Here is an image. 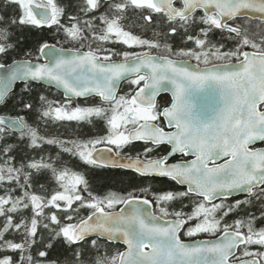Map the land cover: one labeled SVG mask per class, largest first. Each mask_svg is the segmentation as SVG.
I'll return each mask as SVG.
<instances>
[{
    "label": "snow or ice",
    "instance_id": "6c2138e0",
    "mask_svg": "<svg viewBox=\"0 0 264 264\" xmlns=\"http://www.w3.org/2000/svg\"><path fill=\"white\" fill-rule=\"evenodd\" d=\"M9 6L14 14H0V56L15 48L14 27H55L80 47L40 62L52 48L45 42L36 62L0 63V103L15 82L25 85L18 114L0 115V264H264V148L255 147L264 143V0H80L67 24L61 23L66 9L57 0H4ZM129 10L140 14L150 38L125 29ZM176 37L194 47L174 50L170 41ZM108 44L148 50L116 51ZM153 49L168 55L153 56ZM171 56L205 67L198 63L192 70ZM125 80L129 91L119 94ZM32 82L62 89L65 99H33ZM210 85L220 104L209 118L196 110L195 94ZM169 91L171 104L161 109L157 97ZM93 96L98 103L73 105ZM29 113L45 124L98 120L106 132L75 140L46 137L28 122ZM15 133L17 142L27 139L34 151L56 145L92 169L166 177L186 190L153 192L151 199L135 190L98 195L83 173L63 165L59 153L25 157L17 166V144L8 142ZM135 142L145 145L142 151H124ZM162 145L168 152L153 158ZM177 155L194 159L169 163ZM42 174L55 187L39 183ZM240 193L244 199L225 203ZM185 200L190 212L184 211ZM117 205L125 208L116 211ZM230 214L236 218L229 223ZM191 221L196 222L184 235L211 234L216 242H184L181 232ZM61 242L70 256L53 258L51 250ZM118 242L127 250L107 255V245Z\"/></svg>",
    "mask_w": 264,
    "mask_h": 264
},
{
    "label": "flooded vegetation",
    "instance_id": "af4514ba",
    "mask_svg": "<svg viewBox=\"0 0 264 264\" xmlns=\"http://www.w3.org/2000/svg\"><path fill=\"white\" fill-rule=\"evenodd\" d=\"M57 2L64 6L66 9V15L65 17H62L61 23L67 24V15L68 14H75L77 11L76 5L80 2V0H57ZM68 5V6H67ZM100 11H104L103 8L100 9ZM18 14V13H17ZM99 13H97L98 15ZM143 20L140 16V14L136 10H129L126 15V19L123 21L124 27L126 30L131 31L135 35H140L142 38H150L152 36L151 30H145L143 25ZM255 23V22H254ZM32 28V27H30ZM38 31L40 30H48L49 31V37L47 39H43L35 47L34 50V59L38 55L37 49L40 44L42 43H48L52 46V49H55L57 51H60L61 49L69 50L64 52H53L56 55L60 56H67L70 55V50L79 48L80 45L74 42H71L69 40H66L64 38V35L62 32H57L55 27L52 29L43 28V29H37L33 28ZM213 40L219 39V33L217 32L215 35L212 36ZM173 49L177 50L180 48H192L194 47L192 42H188L187 44L183 43L179 37L174 38L172 41ZM95 46V45H94ZM231 45H229L230 47ZM107 47L114 48L116 51L121 50H130V51H147L148 49H140V48H134V49H126V46H120V45H112L108 44ZM87 48L82 49V51H86ZM251 51V49H246ZM151 55L153 56H165L168 55L163 50H151ZM170 58L175 60H185L187 61V66L192 69L196 70L197 64L199 63L200 68H204L205 65L202 62H197L195 59L189 58V57H182V56H171ZM24 59V58H23ZM52 59V55L46 54L45 57L43 55L40 56V62H48ZM114 60H120L121 57H113ZM235 63V60L232 61ZM9 63V62H8ZM213 63H223V61H213ZM19 90L24 92L25 85L20 84ZM29 88L33 87L35 91L36 98L40 94H44L48 96L50 99L53 100H63L65 99L63 96V91H59L56 88L47 87L41 84H34L30 83L28 85ZM129 91V85L128 81H122L119 85L118 92L119 94H125ZM189 93L191 94V90H189ZM171 92L167 93H161L157 97V102L161 109L164 106H170L171 104ZM195 100L197 105V111L201 112L206 117H211L214 114V110L219 106V93L218 90L215 89L214 85H210L205 90H202L201 92L195 94ZM99 102V97H88L85 98H77L74 100L73 105H80V106H90L94 103ZM2 115V114H0ZM26 119L28 120V117L26 116ZM28 122L32 124L33 127H37L38 131L41 135H44L46 137H55L59 138L61 140H75V139H85L91 136L104 134L106 132V128L102 121H94L93 124H87V123H77L75 121L72 122H48L47 124L43 122H37L36 121V114L33 113V123H31L29 120ZM161 126H164L166 130H173L168 129L165 125L164 121H160ZM27 139L23 140L26 141ZM144 144L142 142H135L133 145L125 148V152L135 155L137 152H140L144 148ZM150 146V145H149ZM255 147L258 148H264V143H257ZM169 150V146L162 145L159 148H157L151 156L153 158L165 155ZM59 153L61 161L63 162V165L71 168L75 171H78L80 173H83L86 178L89 180V182L92 185L93 191L98 195H104L108 191H116L118 193L124 194L127 192L134 191L137 195L141 196L143 198L144 196H147L149 199L152 198V193H161L167 190H174V191H184L186 190V186L178 185L175 182L169 180L166 177H140L134 174L133 172H123L121 170H115V169H92L87 165H84L77 157H73L70 154L63 153L56 145H47L45 144L41 150H36V158H39V156L44 155L46 157L50 156L55 158L57 154ZM194 159L192 156L188 157H182L180 155H177L173 158L169 159V163H176L184 160H191ZM218 163H222L223 160L217 161ZM107 174V176H105ZM109 175V176H108ZM125 178V179H124ZM104 180H108V183H105ZM96 181L99 183L102 181L103 185L101 184L100 187L96 185ZM39 183L46 184V186L52 188L55 187L54 181H51L47 174H42L39 177ZM142 188H148L149 192L144 193L140 191ZM37 191H39V188H36ZM245 195L243 193L240 194H234L232 199L225 201V203H232L235 199H244ZM215 203L221 202L220 200L214 201ZM184 205H187V207L184 208L185 212H190L192 210L191 204L188 200L184 201ZM124 205H117L116 211H119L121 208H123ZM175 208H180L181 205L179 203H176L173 205ZM152 211L156 212L157 215H159L158 210L156 209L155 204L152 205L151 208ZM253 211H255L253 209ZM82 215H87V210H82ZM235 217V214H230L226 220L230 223ZM196 221L189 222V225L185 226V229L181 232V239L186 243H199V242H205V241H215L216 237L211 234L206 233H200L195 237H188L184 235V231L188 226H192L195 224ZM108 251L107 255L111 256L118 252H123L125 250V247L120 244H108ZM147 250V249H146ZM105 254V252H104ZM103 255V254H102Z\"/></svg>",
    "mask_w": 264,
    "mask_h": 264
},
{
    "label": "trees",
    "instance_id": "16d2710c",
    "mask_svg": "<svg viewBox=\"0 0 264 264\" xmlns=\"http://www.w3.org/2000/svg\"><path fill=\"white\" fill-rule=\"evenodd\" d=\"M68 6V5H67ZM14 9L11 8V6H9L7 9H5L4 7V0H0V14H4L5 16H9L14 14ZM12 35L10 37V42L15 44V48L13 50H10L7 56H0V63H8L14 59H28V60H33L34 59V50L36 45L38 44V42H40L43 39H47L49 37V31L47 30H36L30 27H14L11 29ZM31 91L28 94L29 96H31L33 99L36 98L35 95V89L33 87L30 88ZM24 95V92H22L21 90H19V86H16V88L14 89V91L8 96V98L2 103V105L0 106V114L2 115H6V116H15L18 114V109L16 107L17 105V101L18 99ZM28 120L33 123V113H29L27 114ZM18 135L13 134L12 137L9 138V141H11L10 143H16L17 147L19 149V153H24V151L26 150L27 144H28V140L26 141H21V142H17L16 137ZM36 155V150L34 153V156ZM17 166L19 165V163H17V161H14ZM105 176H107V174H105ZM109 176V175H108ZM125 179V178H124ZM105 183H108V180H104ZM96 185H98V187L101 186V184L103 185L102 181L101 182H97L95 183ZM38 188V186H37ZM3 194V190L0 189V195ZM17 195H19V191H17L16 193ZM12 238V237H9ZM17 241H19V237H16ZM109 246L107 245V249L106 252L108 251ZM35 251V249H34ZM101 255L104 254V250L101 251L100 253ZM65 255L70 256V252H68V250L65 248V246L63 245V243H59L56 245V247L51 250V256L53 258L60 256L61 258H63Z\"/></svg>",
    "mask_w": 264,
    "mask_h": 264
},
{
    "label": "water",
    "instance_id": "95a60500",
    "mask_svg": "<svg viewBox=\"0 0 264 264\" xmlns=\"http://www.w3.org/2000/svg\"><path fill=\"white\" fill-rule=\"evenodd\" d=\"M60 52V51H57V50H55V49H52V50H50V49H46L45 50V52H44V54H43V57H45V55L46 54H50V53H53V52ZM23 62V61H30V60H28V59H16V60H13V61H11V62H9V63H6L5 65H9V64H13V62ZM33 62V61H32ZM4 70H0V72H3ZM32 83H34V84H41V85H44V86H47V87H50V86H48L47 85V83L46 82H32ZM19 84H24L22 81H17V82H15L14 84H13V86H12V89H11V91H10V93H12L13 91H14V88L16 87V85H19ZM53 88V87H52ZM54 88H56V87H54ZM57 89V88H56ZM57 90H59V91H63L62 89H57ZM9 93V94H10ZM2 103H0V105H1ZM123 208H125V206L123 207ZM205 242H209V243H214V242H216V240L215 241H205ZM202 243H204V242H199V243H197V244H202ZM114 244H120V245H122V246H124L125 247V251L127 250V247H126V245H124V244H122V243H114Z\"/></svg>",
    "mask_w": 264,
    "mask_h": 264
},
{
    "label": "rangeland",
    "instance_id": "374dc122",
    "mask_svg": "<svg viewBox=\"0 0 264 264\" xmlns=\"http://www.w3.org/2000/svg\"><path fill=\"white\" fill-rule=\"evenodd\" d=\"M8 142L10 143L11 141L8 140ZM34 153L35 151L30 148H26L24 153H21V152L19 153V149L16 148L13 152V155H15L17 163H20L22 158H25V157L31 158L32 156H34Z\"/></svg>",
    "mask_w": 264,
    "mask_h": 264
}]
</instances>
